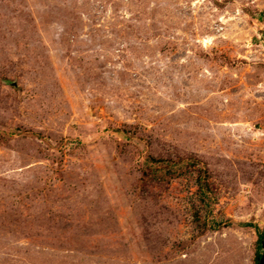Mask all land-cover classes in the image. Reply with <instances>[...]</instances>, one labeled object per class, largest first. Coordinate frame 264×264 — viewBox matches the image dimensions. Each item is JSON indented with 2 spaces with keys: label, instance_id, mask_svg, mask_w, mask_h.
Masks as SVG:
<instances>
[{
  "label": "rangeland",
  "instance_id": "1",
  "mask_svg": "<svg viewBox=\"0 0 264 264\" xmlns=\"http://www.w3.org/2000/svg\"><path fill=\"white\" fill-rule=\"evenodd\" d=\"M263 227L264 0H0V264H255Z\"/></svg>",
  "mask_w": 264,
  "mask_h": 264
},
{
  "label": "trees",
  "instance_id": "2",
  "mask_svg": "<svg viewBox=\"0 0 264 264\" xmlns=\"http://www.w3.org/2000/svg\"><path fill=\"white\" fill-rule=\"evenodd\" d=\"M242 227H252V228H255L257 230L256 227H254L252 224H241ZM264 237V227H263V231L261 233H259L258 235V247H257V250H256V258L254 260V263L257 264V258L260 257V254L258 252L261 251V241H262V238ZM262 252V251H261Z\"/></svg>",
  "mask_w": 264,
  "mask_h": 264
},
{
  "label": "water",
  "instance_id": "3",
  "mask_svg": "<svg viewBox=\"0 0 264 264\" xmlns=\"http://www.w3.org/2000/svg\"><path fill=\"white\" fill-rule=\"evenodd\" d=\"M261 255L260 257L257 258V264H264V237L262 238L261 241Z\"/></svg>",
  "mask_w": 264,
  "mask_h": 264
}]
</instances>
